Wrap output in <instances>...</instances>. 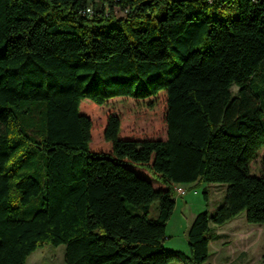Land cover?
Masks as SVG:
<instances>
[{"label":"trees","instance_id":"16d2710c","mask_svg":"<svg viewBox=\"0 0 264 264\" xmlns=\"http://www.w3.org/2000/svg\"><path fill=\"white\" fill-rule=\"evenodd\" d=\"M119 96L162 105L165 136H119L92 104ZM185 182L225 183L187 224L188 253L163 246ZM241 212L264 223V0H0V264L60 243L65 264H202Z\"/></svg>","mask_w":264,"mask_h":264},{"label":"rangeland","instance_id":"374dc122","mask_svg":"<svg viewBox=\"0 0 264 264\" xmlns=\"http://www.w3.org/2000/svg\"><path fill=\"white\" fill-rule=\"evenodd\" d=\"M232 2L235 5L236 0H232ZM114 15L120 16L121 14L117 11ZM169 61V69L172 70L177 62V57L174 53L170 54ZM230 89L232 93L235 94L237 86L232 85ZM149 100H151V98L140 100L119 96L108 99L102 105L92 104L95 109L100 110L101 113L109 112L119 115L122 121V127L119 129V136L164 137V107L162 105H155L149 109L146 107V103ZM88 146L92 153H107L110 150V142L104 139L90 140ZM260 153L261 149H258L255 156L249 161V170L253 174H260L263 172V166L259 161ZM123 162L135 172L148 178L153 186L163 187V184L146 168L127 160H123ZM186 187V184L174 183L178 204L175 206L170 218L166 222L163 246L165 248L180 249L188 253L185 228L190 218L196 212L204 208L212 210L222 199V195L225 191V183L202 182L195 188L187 189ZM203 187L207 191V203L202 197ZM181 189L183 192H180ZM37 207L38 198L34 197L29 203L21 206L19 216L27 217ZM217 231L218 233H216L215 238L210 240V246H212L213 251L209 255L207 261L202 264H206L207 262L211 264H227L225 258L234 255L236 256L235 259L229 264H264L261 257L264 250V223L248 222L245 220L244 212H241L229 222L218 226ZM220 238L224 240L223 243L229 241L227 243L228 246H222L220 244ZM241 249L243 251H240ZM63 253V243L57 245L44 244L30 252L25 259V263L65 264ZM169 264L181 263L178 261H171Z\"/></svg>","mask_w":264,"mask_h":264},{"label":"crops","instance_id":"0c3cea01","mask_svg":"<svg viewBox=\"0 0 264 264\" xmlns=\"http://www.w3.org/2000/svg\"><path fill=\"white\" fill-rule=\"evenodd\" d=\"M180 184H186V186L188 187L190 184H191V182H185V183H180ZM186 187V188H187ZM196 191V190H195ZM178 203H177V197H176V195H175V206L177 205ZM175 206H174V208H175ZM194 216V215H193ZM193 216L190 218V220L193 218ZM233 219V218H232ZM232 219H230V220H232ZM189 220V221H190ZM229 220V221H230ZM229 221H227V222H229ZM189 223V222H188ZM226 223V222H225ZM224 224V223H223ZM222 225V224H221ZM218 226H220V225H218ZM218 226H216L215 227V233H218V231H217V227ZM246 232V231H245ZM211 240V239H210ZM223 241L224 240H221V238H220V244L222 245V246H228L227 245V243L229 242V241H227V242H225V243H223ZM216 247V246H215ZM209 248H210V250L212 249V246H210V241H209ZM212 251H213V249L211 250V253H212ZM240 251H243L242 249L240 250ZM210 253V254H211ZM218 256V255H217ZM235 255L234 256H232V257H227V258H225V262H227V264H229V263H231L232 262V260H234L235 259ZM209 258V257H208ZM208 264L210 263V262H207ZM211 264V263H210Z\"/></svg>","mask_w":264,"mask_h":264},{"label":"built area","instance_id":"2783aa9c","mask_svg":"<svg viewBox=\"0 0 264 264\" xmlns=\"http://www.w3.org/2000/svg\"><path fill=\"white\" fill-rule=\"evenodd\" d=\"M106 11H107V8L105 10V13H107ZM117 11H119L121 15H124V14H126L128 12L127 9L114 8L112 13L115 14V12H117ZM92 12H93V10H92L91 6L86 7L85 10L83 11V13H87V14H91ZM180 192H183V190L181 189Z\"/></svg>","mask_w":264,"mask_h":264}]
</instances>
